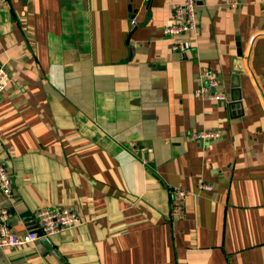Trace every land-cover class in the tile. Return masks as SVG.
I'll list each match as a JSON object with an SVG mask.
<instances>
[{
	"label": "crops",
	"instance_id": "0c3cea01",
	"mask_svg": "<svg viewBox=\"0 0 264 264\" xmlns=\"http://www.w3.org/2000/svg\"><path fill=\"white\" fill-rule=\"evenodd\" d=\"M179 1L0 0V208L17 233L78 216L0 264H264V0H195L168 38Z\"/></svg>",
	"mask_w": 264,
	"mask_h": 264
},
{
	"label": "built area",
	"instance_id": "2783aa9c",
	"mask_svg": "<svg viewBox=\"0 0 264 264\" xmlns=\"http://www.w3.org/2000/svg\"><path fill=\"white\" fill-rule=\"evenodd\" d=\"M238 4V0H227V7L234 10ZM171 22L163 27V34L168 38H176L185 32L193 31L197 27L196 22V2L195 0H181L175 2L172 6ZM132 25L135 23L132 21ZM183 44H173L172 50L182 49ZM199 76L205 80L194 92L195 95L215 100L225 101V95L216 88L218 77L214 72L203 68L199 72ZM9 84V75L6 69L0 65V97L5 93ZM219 136L217 131H200L190 134L193 140H209ZM149 150V149H148ZM12 180L0 162V191L7 197L12 193ZM198 188L210 191L211 184L200 182ZM183 190H178V195L182 196ZM9 212L6 208H0V248L19 247L27 243L34 242L38 238L47 239L49 236L60 233L65 229L73 226L78 222L76 212L68 208H41L33 215L32 226H29L23 233L14 231L7 222ZM37 231L40 232L38 235Z\"/></svg>",
	"mask_w": 264,
	"mask_h": 264
},
{
	"label": "water",
	"instance_id": "95a60500",
	"mask_svg": "<svg viewBox=\"0 0 264 264\" xmlns=\"http://www.w3.org/2000/svg\"><path fill=\"white\" fill-rule=\"evenodd\" d=\"M37 233H38V235L40 234V232L39 231H37ZM60 261H62L61 259H59ZM63 262V261H62ZM64 264H66V263H64Z\"/></svg>",
	"mask_w": 264,
	"mask_h": 264
}]
</instances>
